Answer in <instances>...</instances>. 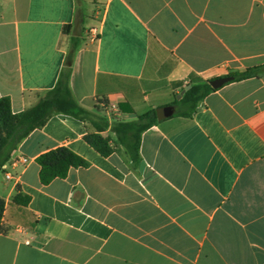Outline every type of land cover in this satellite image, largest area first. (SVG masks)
I'll use <instances>...</instances> for the list:
<instances>
[{"label":"crops","instance_id":"0c3cea01","mask_svg":"<svg viewBox=\"0 0 264 264\" xmlns=\"http://www.w3.org/2000/svg\"><path fill=\"white\" fill-rule=\"evenodd\" d=\"M79 1L0 0V97L14 113L34 105L73 38L82 107L109 124L149 108L162 118L137 162L109 126L102 156L83 139L94 127L64 113L23 138L0 172V264H264V73L223 84L190 116L172 104V82L191 73L264 64V0ZM58 146L89 164L41 184L35 159Z\"/></svg>","mask_w":264,"mask_h":264},{"label":"trees","instance_id":"16d2710c","mask_svg":"<svg viewBox=\"0 0 264 264\" xmlns=\"http://www.w3.org/2000/svg\"><path fill=\"white\" fill-rule=\"evenodd\" d=\"M78 16H82L81 10H78ZM75 47L76 43L72 38L71 50L67 54L66 63L62 67L55 85L44 91L34 105L19 113H14L11 110L9 97H0V172L22 139L32 130L42 127L55 113L68 114L90 123L94 127V131H86L83 134V139L102 156H109L113 151L110 145L112 138L101 133L109 126L130 160L133 162L139 160L141 134L162 118L158 109L149 108L137 114L133 120L114 119L109 124L104 114L82 107L72 95L69 85L70 67L67 62L72 60ZM263 73L264 64H260L246 67L243 70L230 71L228 75H232L233 80L231 81H234L253 76L259 77ZM187 85L189 87L178 99H174L172 104L177 108L176 113L190 116L199 101L217 88L212 87L209 80H202L193 73L189 74L187 82L183 80L172 82V86H179L181 89ZM118 108L121 111H133L126 103H119ZM35 160L39 165L38 176L41 184H48L57 177H65L70 168L86 167L89 164L83 157L66 146H58L45 151ZM12 200L17 204L27 205L30 197L17 188ZM4 204V199L0 197V232L3 229Z\"/></svg>","mask_w":264,"mask_h":264},{"label":"water","instance_id":"95a60500","mask_svg":"<svg viewBox=\"0 0 264 264\" xmlns=\"http://www.w3.org/2000/svg\"><path fill=\"white\" fill-rule=\"evenodd\" d=\"M233 80V76L232 75H226V76H221V77H217V78H213L209 80V83L212 87L214 88H218L220 86H222L223 84H225L226 82H229ZM189 86H185L183 89L180 90L179 93H177V98H179L181 96V94L184 93V91L188 88Z\"/></svg>","mask_w":264,"mask_h":264},{"label":"built area","instance_id":"2783aa9c","mask_svg":"<svg viewBox=\"0 0 264 264\" xmlns=\"http://www.w3.org/2000/svg\"><path fill=\"white\" fill-rule=\"evenodd\" d=\"M21 160L23 161V162H25L26 160H27V158L26 157H24V156H22L21 157ZM6 177H10V175L8 174V173H6Z\"/></svg>","mask_w":264,"mask_h":264},{"label":"rangeland","instance_id":"374dc122","mask_svg":"<svg viewBox=\"0 0 264 264\" xmlns=\"http://www.w3.org/2000/svg\"><path fill=\"white\" fill-rule=\"evenodd\" d=\"M79 3H80V1H79ZM81 6H82V3H81ZM83 7V6H82ZM173 99H178L177 98V94H175V96L173 97Z\"/></svg>","mask_w":264,"mask_h":264}]
</instances>
